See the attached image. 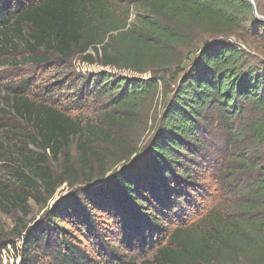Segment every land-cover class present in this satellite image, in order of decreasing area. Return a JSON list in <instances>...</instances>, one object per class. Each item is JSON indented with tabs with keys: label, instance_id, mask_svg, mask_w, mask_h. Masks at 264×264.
<instances>
[{
	"label": "trees",
	"instance_id": "16d2710c",
	"mask_svg": "<svg viewBox=\"0 0 264 264\" xmlns=\"http://www.w3.org/2000/svg\"><path fill=\"white\" fill-rule=\"evenodd\" d=\"M252 1L262 13V0ZM263 31L246 0H0V48L22 47L24 63L88 60L92 50L103 66L151 71L77 80L67 101L77 110L97 101L102 120L72 114L47 87L31 98L27 86L10 89L16 120L33 132L0 118V159L11 164L3 150L12 147L20 164L8 182L0 177V212L24 213L33 192L66 182L45 162L66 156L73 139L87 169L100 164L86 184H101L59 198L30 227L0 231V264H264V58L251 52ZM171 69L180 77L164 87L139 162L104 177L110 157L130 160L120 133L146 130ZM64 79L50 91L64 94Z\"/></svg>",
	"mask_w": 264,
	"mask_h": 264
},
{
	"label": "rangeland",
	"instance_id": "374dc122",
	"mask_svg": "<svg viewBox=\"0 0 264 264\" xmlns=\"http://www.w3.org/2000/svg\"><path fill=\"white\" fill-rule=\"evenodd\" d=\"M253 2V1H252ZM263 9H261L262 13L259 11H256V18L261 17L264 20V0H262ZM256 41L252 42V53L258 54L259 57L264 58V31L261 32L257 38H255ZM91 54V58L86 60L83 59L81 55H74L71 57L65 64L64 61H61L58 58H54L49 64H45L43 66L39 65H32L24 63L23 56L24 52L22 50V47L19 46H8L7 48H0V118H3V121L5 122H17L21 124L24 130H26L29 133H32L33 131L31 128L27 127L26 123L17 121L15 115L12 111H15L13 107H11V103H9L8 93L10 89L12 88H25L28 87V96L31 98V95L35 93L39 89H43L44 87L47 89V95H52L53 97H59V102L61 105L66 108H74L71 109L72 114H80L81 116L91 117L93 120H102L104 117L100 114L105 111V109H101L100 103L97 101H91L89 103L88 108L77 110L76 109V103L75 105L67 101L72 97L71 92L74 91V85H76V81L79 80L82 77L88 76V74L92 73H99V72H110L112 75L122 76V77H140V78H146L150 76L151 71L147 70L145 73H137L131 69H117L113 66L107 65L103 66L99 62V58L95 55L94 51H89ZM77 75V76H76ZM163 76L164 83H162V87L159 90V93L157 96L153 99V102L151 103V106L149 108L148 117L145 123V128L137 127L132 129H124L120 133V136L123 140H125V143L122 145L124 147V150L130 149V154L133 152V154L130 155V160H116L113 157H110L109 162L105 168L110 169L113 168H120L124 164H128V162H131L129 164L135 165L139 162V160L134 161L137 159V156L141 158L143 153L145 152V148L147 147L149 141L151 140V136L154 133V129L156 128V123L158 120V116L161 113L162 109V93L164 90V87L167 86L168 88H173L177 82L178 78L180 77V74L175 73L174 69L168 70L164 72L163 74H160ZM68 79H64L62 83L67 84L64 90V94H59L58 90H53L52 87H49L52 83H55L57 79H63L64 77H67ZM26 82L28 83L26 84ZM50 91V92H49ZM63 93V92H62ZM106 125H111L109 120L105 122ZM147 125V126H146ZM145 130V131H144ZM17 141H19L17 139ZM75 140L73 139V142H71L70 146L67 148V154L66 156H63L61 154L57 159L52 158L49 154L46 157L45 166L53 172V176L61 175L62 177L66 178V182H62L58 185H52V188H47V190H44V188L38 189L37 191L33 192L32 197H30V200L28 201L27 208L25 209V212H21L19 210L15 211H9L7 213L0 212V231L4 234H7L11 231H13V228L15 226H18L17 222H21L24 225H27L28 227L35 224L37 221L44 218L46 211L50 209L54 202H56L59 198H69L74 195V192H78V190L84 188L87 186V181L85 180V176H92V178H97L99 175V166L100 164L97 163V161L93 162L91 160L89 168L87 169L86 166L83 165V162H87V159H82L79 157L78 150L76 148ZM20 143V141H19ZM102 149H106L107 151L115 152V154L118 155V150L115 147H111L110 145H103L100 146ZM12 147L3 150L4 152H7V154L11 158V164L9 163V160H6L4 158L0 159V177H4L5 182H8L10 175L9 173H14L17 168L16 166H20V164L15 163V157L16 148L11 149ZM11 149V150H10ZM28 150L41 153L42 150L34 145H29ZM137 151V154L136 152ZM13 152V153H12ZM135 152V153H134ZM12 153V154H11ZM209 152H207L206 156H209L212 158ZM17 160V158H16ZM118 161V162H117ZM134 161V162H132ZM19 162V160H17ZM66 163H68L70 166L68 168H65ZM120 166V167H119ZM87 169V170H85ZM17 172V171H16ZM205 173V174H204ZM204 176H201L203 178V182L206 185V177H209V172L204 171ZM57 181V179H56ZM55 186V187H54ZM54 187V189H53ZM212 192V188L208 190L207 193ZM52 193L51 195H49ZM212 199V198H211ZM101 223H107L108 221L103 220L101 217ZM111 223H107L106 225H110ZM112 225H110L107 229H110ZM11 239L16 243L17 246H20L22 243V237L15 236L11 237ZM87 246V244H84ZM88 251L93 253L89 247H86ZM19 261V258H18ZM42 264H45V260L41 262Z\"/></svg>",
	"mask_w": 264,
	"mask_h": 264
},
{
	"label": "water",
	"instance_id": "95a60500",
	"mask_svg": "<svg viewBox=\"0 0 264 264\" xmlns=\"http://www.w3.org/2000/svg\"><path fill=\"white\" fill-rule=\"evenodd\" d=\"M246 1H248V2H250L251 4H252V12H253V15L254 16H256V7H255V4H254V2H252V0H246ZM120 167V166H119ZM118 167H116V169H117ZM113 169H115V168H113ZM119 169V168H118ZM112 170H110L109 172H107V173H105V176L104 177H106V178H109L108 176H109V173L111 172ZM99 184H101V182L100 181H94V182H92V183H90V184H87V186H86V188H90V187H93V186H98Z\"/></svg>",
	"mask_w": 264,
	"mask_h": 264
}]
</instances>
